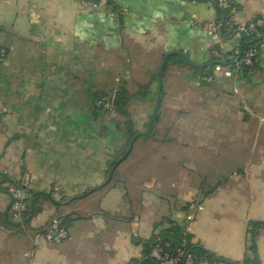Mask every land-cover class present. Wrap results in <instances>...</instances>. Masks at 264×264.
Returning a JSON list of instances; mask_svg holds the SVG:
<instances>
[{
  "label": "crops",
  "instance_id": "obj_1",
  "mask_svg": "<svg viewBox=\"0 0 264 264\" xmlns=\"http://www.w3.org/2000/svg\"><path fill=\"white\" fill-rule=\"evenodd\" d=\"M258 16L264 0H233L227 19ZM241 44L216 0H1L0 264H141L152 237L188 213L192 244L252 258L249 223L264 222V48L242 73ZM114 90L118 105L96 110ZM9 183L31 207L23 227L8 213ZM72 213L66 240L34 242ZM255 247L264 264V227Z\"/></svg>",
  "mask_w": 264,
  "mask_h": 264
},
{
  "label": "built area",
  "instance_id": "obj_2",
  "mask_svg": "<svg viewBox=\"0 0 264 264\" xmlns=\"http://www.w3.org/2000/svg\"><path fill=\"white\" fill-rule=\"evenodd\" d=\"M1 1V0H0ZM82 3L88 2L91 7L95 8L100 4L107 6L112 9L116 7L118 0H80ZM217 4L221 9H227L233 5V0H216ZM223 24L230 29H236L237 32L244 36H250L254 31L260 30L256 33V39L254 45L241 50L238 64L244 68H251L260 50L264 48V16H258L252 19L249 23L243 25H236L232 20H223ZM213 32H215L216 27L212 24L209 25ZM217 38L216 34L213 36ZM216 53V50H212ZM7 54L6 48L0 46V63L3 62ZM201 80L204 82H210L212 78L207 75H203ZM117 83H121L119 80ZM116 90L110 95H102L95 99L94 107L96 110L107 111L113 106V99ZM6 191L10 197V203L8 206V213L10 214L13 221L19 223L25 219V214L28 209L27 195L24 190L14 184L9 183L7 185ZM200 205L197 209H201ZM194 220V213H188L185 215V220L181 224V239L179 244H173L167 240L157 239V242L152 247L149 256L154 259L157 264H196L195 256L190 252L185 250V246L189 242V236L192 231V222ZM69 236L67 227L62 224L60 217H54L50 220L47 228L39 232L34 237V242H39L41 240L45 242L60 243L66 240Z\"/></svg>",
  "mask_w": 264,
  "mask_h": 264
},
{
  "label": "trees",
  "instance_id": "obj_3",
  "mask_svg": "<svg viewBox=\"0 0 264 264\" xmlns=\"http://www.w3.org/2000/svg\"><path fill=\"white\" fill-rule=\"evenodd\" d=\"M231 6L228 7L227 9H222V17H223V20H225V21L229 17V12H230ZM258 31H260V30L254 31L250 36H247V37L243 35L240 51L250 47L251 45H254V42L256 39V33ZM240 51H239V55H240ZM247 69H249V68L241 67V72L245 73L247 71ZM120 94H121L120 90L116 92V97L114 98V101H113V104L115 106L118 105V101H119L118 97ZM86 194H87V192H85L83 195H81V197L85 196ZM37 211H38V209L35 208V213ZM30 214H31V207L28 206L27 212L25 214V219H28L30 217ZM73 214L74 213L69 214L65 218L61 219L62 224L65 227H67V219H69V221H71L70 218ZM76 218H80L79 215H76ZM260 227H264V222H250L249 223V236L251 239V245L249 246V249L252 251L253 257L252 258L246 257L242 262L225 260V259L218 257L215 254L207 251L206 249L200 247L199 245L192 244L191 243V235L188 238L189 242L185 246V250L190 252L191 254H193L195 256V263L196 264H198L201 261H208V262L216 263V264H259L258 257L256 254V247H255V235H256L257 229ZM167 231H170L171 233L170 232L169 233L159 232L152 237V239L150 240V242L148 244H146V246L144 248V259L142 260L141 264H157V262L149 256V253H150L152 247L157 242L158 238L161 240L170 241L173 244H179L180 243V239L182 237L181 225L178 227H175L173 229L167 230Z\"/></svg>",
  "mask_w": 264,
  "mask_h": 264
},
{
  "label": "water",
  "instance_id": "obj_4",
  "mask_svg": "<svg viewBox=\"0 0 264 264\" xmlns=\"http://www.w3.org/2000/svg\"><path fill=\"white\" fill-rule=\"evenodd\" d=\"M118 162H119V161H117V163H118ZM117 163L112 167V169H111V171H110V177H111V175H112L114 169L116 168ZM105 185H106V184H103L101 187H103V186H105ZM88 194H89V193H88ZM28 220H29V219H24L23 221L17 223V224H18V227H23V226L28 222Z\"/></svg>",
  "mask_w": 264,
  "mask_h": 264
}]
</instances>
